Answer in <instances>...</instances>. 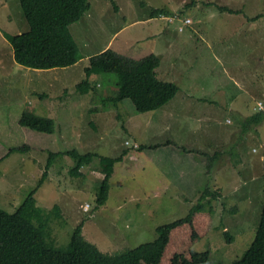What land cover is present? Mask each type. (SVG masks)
Instances as JSON below:
<instances>
[{
    "label": "rangeland",
    "instance_id": "obj_1",
    "mask_svg": "<svg viewBox=\"0 0 264 264\" xmlns=\"http://www.w3.org/2000/svg\"><path fill=\"white\" fill-rule=\"evenodd\" d=\"M155 8L168 14L152 18L150 13ZM175 14L193 23L179 32L180 20L169 22L164 18ZM29 29L20 0H0V112L30 100L35 105L44 100L47 108L41 113L56 117V131L43 137L48 134L13 122V118L3 120L9 124L0 126V209L15 213L36 189V206L43 211L45 229L51 231L55 247H67L77 226L82 225V235L88 242L107 255H118L154 241L159 226L187 216L209 185L223 197L213 203L216 213L210 231L194 249L209 251L212 259L225 264L240 259L255 238L264 203L262 123L252 124L240 134V117L230 111L224 93L212 95L210 99L216 104L208 107L189 99L191 94L181 82L182 92L164 107L148 113H139L129 99L117 105L106 100L117 92L116 74L93 75L89 92H81L77 85L87 78L85 69L90 58L114 45L125 56L158 55L162 63L156 70L157 77H166L164 72L171 67L182 77L191 71L190 64L200 68L199 64L206 63L220 70L224 65L227 71L240 74L252 69L257 72L256 83L264 86V0H90V9L70 26L81 60L71 67L41 72L18 64L10 41L3 37ZM192 32L195 38H190ZM188 38L184 50L182 40ZM178 57L183 60L176 61ZM247 78L253 80L254 76ZM200 95L197 92L195 98ZM241 99L235 108L251 116L258 99L249 94ZM30 106L28 103L27 108ZM236 129L238 136L233 140ZM167 140L213 155L231 147L227 153L234 159L233 181L220 173V182L214 179L213 187L212 174L205 168L206 158L188 156L176 145L144 151L138 147ZM28 144L43 149L33 147L6 155L12 146ZM73 149L96 154L83 168V176H73L76 160L61 155L53 158L49 175L40 184L50 151ZM125 149L130 153L115 165L109 199L98 207L104 179L100 159L117 157ZM180 164L183 171H179ZM191 166L198 168L192 176ZM235 184L237 189L233 188ZM87 204L90 208L84 210ZM56 205L61 216L55 211L57 218L48 221L49 211ZM226 225L231 229L228 234Z\"/></svg>",
    "mask_w": 264,
    "mask_h": 264
},
{
    "label": "trees",
    "instance_id": "obj_2",
    "mask_svg": "<svg viewBox=\"0 0 264 264\" xmlns=\"http://www.w3.org/2000/svg\"><path fill=\"white\" fill-rule=\"evenodd\" d=\"M20 5L29 23V31L5 35L18 64L35 70H51L71 67L81 60L80 49L70 32V26L79 22L90 9V0H20ZM220 9L227 10L223 6ZM230 12L235 13L233 10ZM166 14L165 9L156 8L150 13L152 18ZM161 63V58L155 53L137 60L109 48L90 58L89 66L85 69L87 78L77 85V89L89 92L93 88L90 77L95 74H116L117 92L106 100L117 105L129 99L139 113L154 112L173 100L180 91L177 83L157 77L156 70ZM256 95L259 100L254 105V113L242 124L245 132L250 125L264 122V94ZM260 105H263L262 109ZM19 123L45 134H54L56 131L53 118L42 116L31 107L22 112ZM171 144L176 145L170 140L151 146L141 144L139 150L157 149ZM176 147L185 154L194 153L205 157L208 174L212 173L216 161L225 153L216 152L213 155L187 146ZM31 148L33 147L29 145L12 147L9 153ZM128 153L130 150L125 149L117 157H101L104 179L97 196L98 207L105 205L109 199L115 165L122 162ZM61 155H69L76 160V166L71 171L73 176H83V168L90 165L96 157L95 153L82 154L77 149L50 151L40 184L48 177L53 158ZM35 193L36 189L15 213L0 209V264H225L223 260L212 259L209 251L199 252L194 249L196 243L210 231L209 227L216 213L213 203L223 197L221 191L209 185L202 190L187 216L159 226L158 237L154 241L118 255H107L88 242L82 235V225L77 226L67 247H55L51 231L45 229L43 211L36 206ZM55 211L61 216L56 205L49 211L48 221L57 218ZM228 233L227 231L226 234ZM229 239L233 238L230 236ZM231 264H264V203L252 244L240 259Z\"/></svg>",
    "mask_w": 264,
    "mask_h": 264
},
{
    "label": "crops",
    "instance_id": "obj_3",
    "mask_svg": "<svg viewBox=\"0 0 264 264\" xmlns=\"http://www.w3.org/2000/svg\"><path fill=\"white\" fill-rule=\"evenodd\" d=\"M191 29H193V28H191ZM195 35H196V33L192 32L190 38H195L194 37ZM3 37H5V36H3ZM190 38L182 40L184 50H186V47L189 45ZM124 44L129 45V43H126V42ZM113 49H115V48L113 47ZM125 50L126 49L124 48V52H126ZM178 50L180 52L184 51L180 47ZM127 57H130L132 59H137V60L144 58V57H139L137 55H135V57H132V56H127ZM179 57H178V59H176V61H178V62L183 60V59H179ZM12 58H13V56H12ZM244 65H245V63H244ZM199 67L200 68H196L194 66V64H190L191 71L186 73L182 77H180L178 75V73L174 70V67H171L170 69H168L164 72L166 77H159V76L158 77H159V79L164 80V81H169L170 78H175V80H176L175 82L180 87L179 93L183 91V88L180 85V82H181V84H183L186 87L187 92L191 94V96H188L189 99L193 98V99H196L198 101H201L204 104H206L208 107H212L216 104V102H214L210 99V97L212 95L224 93L225 96L227 97V103H228L230 111H236L237 112V114L240 117V124L242 126L244 121L249 116L246 114H242L240 111H238L235 108L236 104L238 102L242 101L241 96L244 94H249V96L251 98L259 100L258 97H253V93L264 94V92H263L264 86L256 83V80H257L256 77H258L256 75L257 72L256 71L253 72L252 69H250L249 72H246L244 74H240V73H236V72L227 71V69L224 65L221 66L222 70H220V69H215L216 67H213L212 65H209V64L206 65V63L199 64ZM41 71H43V70H36V72H41ZM248 76H254V79L251 80V79L247 78ZM90 79H91V77H90ZM247 80H249L250 83H248ZM197 92H201V95L198 98H195V95ZM28 103H30V105H31L30 107L36 113H38L40 115H42L41 112L47 108V106L44 105V100H41L36 105H35L34 101H31V100L27 103H22L20 106L12 105L11 108L7 112H5V113L0 112V124L1 125L9 124V122H3V120L10 119V118H13V122L14 121L19 122L21 114L27 108ZM16 109H19V111H16ZM211 110H214V109H211ZM206 117L209 118L210 114H207ZM51 118H53L54 120L56 119V117L54 115ZM227 123L233 124V122H229V120H227ZM262 125H263L262 126L263 131H262V134L260 136V139H261L260 146L264 150V122L262 123ZM256 132H258V131H256ZM233 133L234 134L231 135V138L234 140L238 136V134H237L238 129H236ZM239 133L243 135L245 133L244 129L242 128V130L239 131ZM48 136H51V135H43V137H48ZM36 137L38 138L37 135H36ZM32 147H38L40 149H43L42 148L43 146H39V145H37V146L33 145ZM189 148H194V147H189ZM50 149L53 150L52 148H50ZM225 150H227V151L223 150L225 153H223L221 158L216 161V163L214 165L215 168L213 167V170L211 173L212 174V178H211L212 185H213L214 179H216L218 183L220 182V173H223L222 176H224L226 179H231L233 181V178L231 177V173H232L231 172V166H234V164H233L234 159H233V155L231 153H227L228 151L231 150V147H226ZM193 154L194 153H187L188 156L193 155ZM6 155L9 156L8 153ZM261 161H263V163H264V151H262ZM238 163H240V162L236 160V164H238ZM171 166H174L173 161L171 162ZM170 167H166V168L168 169ZM197 169L198 168L191 166V170H189L190 176H192V174L195 175L198 171ZM181 170L183 171L182 164H180V167H179V171H181ZM220 170H221V172H220ZM263 171H264V169H263ZM82 172H83V170H82ZM215 185H216V183H214L213 187ZM238 187L239 186L237 184H235L233 188L237 189ZM222 188H224V186H222ZM224 228H225L224 229L225 231H228V232L231 231L229 225L224 226Z\"/></svg>",
    "mask_w": 264,
    "mask_h": 264
},
{
    "label": "built area",
    "instance_id": "obj_4",
    "mask_svg": "<svg viewBox=\"0 0 264 264\" xmlns=\"http://www.w3.org/2000/svg\"><path fill=\"white\" fill-rule=\"evenodd\" d=\"M170 19H171V21H173V20H181L182 21V24L179 26L180 31H184L185 27L191 25V23H192L191 19H189V18H180V17L176 16V17L170 18ZM262 108H263V105H260V109H262ZM86 206H88V207H86ZM86 206H85V209L87 210L89 208V205H86Z\"/></svg>",
    "mask_w": 264,
    "mask_h": 264
},
{
    "label": "clouds",
    "instance_id": "obj_5",
    "mask_svg": "<svg viewBox=\"0 0 264 264\" xmlns=\"http://www.w3.org/2000/svg\"><path fill=\"white\" fill-rule=\"evenodd\" d=\"M164 16H166V15H164ZM176 16H178V17H180V18H186V17H182L181 16V14H175V15H173V16H171V17H164V18H168V21L169 22H174V21H176V20H173V21H171V19L170 18H174V17H176ZM163 17V16H162ZM190 19V18H189ZM181 21V20H180ZM193 23V22H192ZM191 23V24H192ZM181 24H182V21H181ZM181 24H179L178 26H177V30L179 31V32H184L185 31V29H186V27H185V29H184V31H180L179 30V26L181 25ZM191 25H189V26H187V27H190ZM20 34V33H19ZM15 59V58H14ZM43 71H48V70H43ZM20 120V119H19ZM0 126H1V124H0ZM48 135H53V134H48ZM29 146H31L30 144H28ZM12 147H14V146H12ZM11 147V148H12ZM32 147V146H31ZM139 147V146H138ZM8 155H10V153L8 152ZM2 158H0V160H1ZM87 205H89V204H87ZM86 206V205H85ZM85 206H84V210H86L85 209ZM89 208H90V205H89ZM89 208L87 209V210H89ZM227 232V231H226Z\"/></svg>",
    "mask_w": 264,
    "mask_h": 264
}]
</instances>
